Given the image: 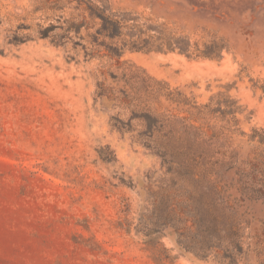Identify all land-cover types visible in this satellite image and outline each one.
I'll use <instances>...</instances> for the list:
<instances>
[{"label":"rangeland","instance_id":"obj_1","mask_svg":"<svg viewBox=\"0 0 264 264\" xmlns=\"http://www.w3.org/2000/svg\"><path fill=\"white\" fill-rule=\"evenodd\" d=\"M94 2L122 21L121 38L98 35L99 19L67 32L76 0H0V264H217L172 228L155 232L149 193L166 166L149 117L215 98L237 111L239 158L259 147L264 0ZM169 38L189 55L131 49ZM250 212L262 229L264 200Z\"/></svg>","mask_w":264,"mask_h":264},{"label":"trees","instance_id":"obj_2","mask_svg":"<svg viewBox=\"0 0 264 264\" xmlns=\"http://www.w3.org/2000/svg\"><path fill=\"white\" fill-rule=\"evenodd\" d=\"M76 1L75 8L82 12L69 21L67 32L80 35L83 27L90 28L88 19H99L98 35L112 40L124 35L122 21L108 16L105 4ZM91 36L98 41L97 35ZM141 44L137 47L133 43L131 49L175 52L178 48L189 55L191 46L188 41L180 47L172 38L153 47L148 39ZM99 95L105 96L106 91L103 89ZM177 106L176 115L159 113L149 117V150L166 166L160 184L149 193L155 232L172 228L177 245L201 261L264 264V227L255 228L249 219L250 206L264 200V138L258 140L259 147L248 158L241 160L232 148L236 133L233 127L238 125L236 109L215 98L198 105L185 97ZM259 134L253 130L248 141H256Z\"/></svg>","mask_w":264,"mask_h":264}]
</instances>
